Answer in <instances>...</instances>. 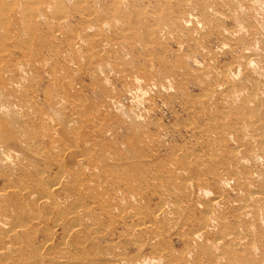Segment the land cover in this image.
Returning a JSON list of instances; mask_svg holds the SVG:
<instances>
[{"label":"rangeland","instance_id":"rangeland-1","mask_svg":"<svg viewBox=\"0 0 264 264\" xmlns=\"http://www.w3.org/2000/svg\"><path fill=\"white\" fill-rule=\"evenodd\" d=\"M49 1L0 0V76L7 78L0 79V192L6 185L17 192H34L30 200L8 201L10 208L16 207L11 217L2 216L9 206L0 194V216L6 219L5 227L0 226V263L218 264L219 251L210 248L215 236L232 246L230 254L224 253L229 260L233 256L230 264L260 261L264 202L257 203L254 195L264 190V147H260L264 145V114L250 97L257 90L264 92V0ZM125 4L129 5L126 9ZM76 36L84 37L86 44L77 46ZM247 58L254 62L249 69L243 65ZM16 153L23 158H16ZM70 158H83L88 172L79 170ZM15 172L18 179L13 177ZM61 176L67 178V185L59 196L44 183ZM104 182L110 183L108 187ZM67 189H71L69 195ZM213 200L218 201L211 212L216 228L211 225L204 231L202 217ZM10 223L22 224L18 231L27 247L16 236L10 237ZM201 229L204 241L197 242L192 236ZM63 231L67 244L61 242ZM240 237L246 244L239 249L235 243ZM13 241H19L14 245L28 255L23 250L5 251Z\"/></svg>","mask_w":264,"mask_h":264},{"label":"bare ground","instance_id":"bare-ground-1","mask_svg":"<svg viewBox=\"0 0 264 264\" xmlns=\"http://www.w3.org/2000/svg\"><path fill=\"white\" fill-rule=\"evenodd\" d=\"M1 1H2V0H1ZM48 1H49V0H48ZM62 1H63V0H62ZM66 1H67V0H66ZM100 1H101V0H100ZM138 1H139V0H138ZM143 1H146V0H143ZM254 1H255V0H254ZM49 2H50V1H49ZM51 2H52V1H51ZM94 2H95V0H94ZM96 2H97V0H96ZM98 2H99V1H98ZM130 2H131V1H130ZM256 2H257V1H256ZM20 3H21V1H20ZM24 3H25V2H24ZM24 3H23V4H24ZM37 3H38V2H37ZM37 3H36V5H37ZM46 3H47V2H46ZM99 3H100V2H99ZM102 3H103V2H102ZM125 3H126V1H125ZM127 3H128V2H127ZM199 3H200V2H199ZM249 3H250V2H249ZM17 4H18V3H17ZM27 4H28V3H27ZM39 4H40V3H39ZM62 4H63V2H62ZM108 4H109V3H108ZM197 4H198V3L196 2L195 5H197ZM246 4H247V3H246ZM246 4H245V5H246ZM13 5H14V3H13ZM24 5H25V4H24ZM28 5H29V4H28ZM104 5H105V4H104ZM127 5H128V4H125V7H124V6H123V7L126 9ZM192 5H193V4H192ZM201 5H202V3H201ZM240 5H241V4H240ZM21 6L23 7V5H21ZM21 6H20V7H21ZM40 6H41V5H40ZM43 6H44V5H43ZM77 6H78V5H77ZM128 6H129V5H128ZM197 6H198V5H197ZM202 6H203V5H202ZM202 6H199V7H202ZM255 6H256V5H255ZM16 7H17V5H16ZM20 7H19V8H20ZM38 7H39V6H38ZM83 7H84V6H83ZM209 7H210V6H209ZM239 7H241V6H239ZM13 8H14V7H13ZM19 8H17V9H19ZM29 8H30V6H29ZM84 8H85V7H84ZM124 8H123V9H124ZM247 8L249 9V7H247ZM64 9H65V8H64ZM64 9H63V10H64ZM125 9H124V11H125ZM201 9H202V8H201ZM208 9H209V8H208ZM250 9H251V8H250ZM253 9H254V8H253ZM260 9H261V8H260ZM35 10H37V7H36ZM40 10H42V9L40 8ZM40 10H39V12H40ZM211 10H212V9H211ZM239 10H240V9H239ZM12 11H13V10H12ZM14 11H15V10H14ZM42 11H43V10H42ZM47 11H48V10H47ZM95 11H96V10H95ZM105 11H106V10H105ZM126 11H127V10H126ZM20 12H21V11H20ZM62 12H63V11H62ZM64 12H65V11H64ZM114 12H116V11H114ZM131 12H132V11H131ZM198 12H199V11H198ZM241 12H242V11H241ZM247 12H248V11H247ZM12 13H13V12H12ZM116 13H117V12H116ZM127 13H128V12H127ZM212 13H213V12H212ZM212 13H211V14H212ZM9 14H10V13H9ZM37 14H38V13H37ZM121 14H122V13H121ZM234 14H235V13H234ZM248 14H249V13H248ZM256 14H257V12H256ZM122 15H123V14H122ZM246 15H247V13H246ZM249 15H250V14H249ZM251 15H252V14H251ZM251 15H250V16H251ZM124 16H125V15H124ZM190 16H191V15H189V18H190ZM250 16H249V17H250ZM36 17H37V16H36ZM38 17H39V16H38ZM128 17H130V16H128ZM133 17H135V16H133ZM133 17H132V18H133ZM252 17H253V15H252ZM62 18H63V17H62ZM89 18H90V17H89ZM191 18H192V16H191ZM193 18H194V17H193ZM243 18H244V17H243ZM34 19H35V18H34ZM38 19H39V18H37V20H38ZM185 19H186V18H185ZM187 19H188V17H187ZM187 19H186V21L188 22ZM247 19L250 20V18H247ZM247 19H246V20H247ZM255 19H256V18H255ZM62 20H63V19H62ZM132 20H133V19H132ZM135 20H136V19H135ZM35 21H36V20H35ZM251 21H252V20H251ZM29 22H30V21H29ZM33 22H34V20H33ZM36 22H37V21H36ZM61 22H62V21H61ZM123 22H124V21H123ZM174 22H175V21H174ZM176 22H177V21H176ZM181 22H182V21H181ZM187 22H186V23H187ZM242 22H243V21H242ZM244 22H245V21H244ZM30 23L33 25L32 22H30ZM177 23H178V22H177ZM184 23H185V21H184ZM38 24H39V22H38ZM38 24H37V25H38ZM61 24H62V23H61ZM91 24H92V23H91ZM108 24H109V23H108ZM113 24H114V26H115L116 23H113ZM178 24H179V23H178ZM189 24H190V23H189ZM34 25H35V28H36L37 25H36L35 23H34ZM116 25H117V24H116ZM186 25H187V24H186ZM186 25H185V26H186ZM30 26H31V25H30ZM61 26H62V25H61ZM118 26H119V25H118ZM263 26H264V25H263ZM110 27H111V26H110ZM116 27H117V26H116ZM187 27H188V26H187ZM2 28H3V27H2ZM3 29H4V28H3ZM91 29H92V28H91ZM165 29H166V28H165ZM99 30H100V29H99ZM158 30H160V29H158ZM162 30H163V29H161L160 32H161ZM243 30H244V29H243ZM109 31H110V30H109ZM234 31H235V30H234ZM238 31L240 32L239 29H238ZM245 31H246V30H245ZM110 32H111V31H110ZM156 32H158V31H156ZM235 32L237 33V31H235ZM128 33H129V32H128ZM128 33H127V34H128ZM158 33H159V32H158ZM233 33H234V32H233ZM54 34H55V33H54ZM156 34H157V33H156ZM161 34H162V33H161ZM230 35H231V34H230ZM238 35H239V34H238ZM246 35H247V34H246ZM246 35H245V36H246ZM59 36H60V35H59ZM121 36H122V35H121ZM231 36H232V35H231ZM55 37H56V36H55ZM76 37H77V36H76ZM112 37H113V36H112ZM232 37H233V36H232ZM77 38H78V37H77ZM101 38H102V37H101ZM244 38H245V37H244ZM244 38H243V39H244ZM247 38H248V37H246V39H247ZM103 39H105V38H103ZM103 39H102V40H103ZM249 39H250V38H249ZM76 40H78L77 42H75V43H77V46H78V45H82L83 42L85 41L84 37H83V38H78V39H76ZM100 40H101V39H100ZM105 40H106V39H105ZM247 40H248V39H247ZM100 42H101V41H100ZM245 42H246V41H245ZM247 42H248V41H247ZM98 43H99V42H98ZM85 44H86V41H85ZM106 44H107V43H106ZM95 45H96V44H95ZM95 45H94V46H95ZM97 45H98V44H97ZM257 45H258V44H257ZM31 50H32V49H31ZM248 51H249V50H248ZM245 52H246V51H245ZM263 53H264V52H263ZM68 54H69V53H68ZM253 56H255V55H253ZM253 56H252V57H253ZM257 56H258V54H257ZM257 56H256V57H257ZM259 56H260V55H259ZM82 57H83V55H82ZM250 57H251V56H250ZM256 57H255V58H256ZM256 59H257V58H256ZM49 60H50V59H49ZM258 60L260 61V59H258ZM237 61H238V60H237ZM256 61H257V60H256ZM256 61H255V62H256ZM257 62H258V61H257ZM261 62H262V61H261ZM252 63H254V62H253V59H252V58H247V59L244 61L243 65H244V67H245L246 69H249V68L253 65ZM255 64H257V63H255ZM258 64H259V63H258ZM30 65H31V64H30ZM30 65H29V66H30ZM200 65H201V64H200ZM236 65H237V64H236ZM238 65H239V64H238ZM260 65H261V64H260ZM263 65H264V64H263ZM263 65H262V67H263ZM204 66H205V65H204ZM3 67H4V66H3ZM238 67H241V66L239 65ZM238 67H236V70H237ZM252 67H253V66H252ZM19 68H20V70L22 71L23 66H22V69H21V67H19ZM232 68H233V67H231L230 69H232ZM6 69H7V68H6ZM6 69H5V70H6ZM28 69H29V67L27 68V70H28ZM227 69H228V68H227ZM233 69H234V68H233ZM238 69H240V68H238ZM251 69H252V68H251ZM256 69H257V68H256ZM256 69H255V70H256ZM18 70H19V69H18ZM23 70H24V69H23ZM234 70H235V69H234ZM240 70L244 71L245 69H244V70H243V69H240ZM240 70H238V71H240ZM3 71H4V70H3ZM28 71H29V70H28ZM208 71H209V70H208ZM229 71H231L230 73L233 74L232 70H229ZM246 71H247V70H246ZM257 71H258V70H257ZM23 72H24V71H23ZM213 72H214V71H213ZM236 72H237V71H236ZM259 72H260V71H259ZM5 73H6V71H5ZM11 73H12V72H11ZM226 73H227V71H226ZM253 73H254V72H253ZM2 74H3V73H2ZM24 74H25V73H24ZM81 74H82V73H81ZM220 74H221V72H220ZM220 74H219V76H220ZM228 74H229V73H228ZM232 74L229 75V76H232ZM241 74H242V73H241ZM7 75H8V74H7ZM234 75H236V74H234ZM237 75H240V74H237ZM244 75H245V74H244ZM255 75H256V74H255ZM11 76H12V75H11ZM26 76H27V75H26ZM213 76H214V75H213ZM219 76H218V77H219ZM229 76H228V77H229ZM245 76H246V75H245ZM6 77H8V76H6ZM205 77H206V76H205ZM233 77H234V76H233ZM4 78H5V77H4ZM4 78H3L2 76H0V79H4ZM220 78H221V76L219 77V79H220ZM223 78H224V77H223ZM234 78H236V77H234ZM239 78H240V77H239ZM239 78H238V80H239ZM246 78H247V77H246ZM5 79H7V78H5ZM5 79H4V80H5ZM10 79H11V78H10ZM225 79H226V78H225ZM230 79H231V77H230ZM230 79H229V80H230ZM232 79H233V78H232ZM247 79H249V78H247ZM4 80H3V81H4ZM137 80H138V78H137ZM12 81H13V80H12ZM9 82H10V81H9ZM27 82H28V81H27ZM65 82H66V81H65ZM136 82H137V81H136ZM234 82H235V81H234ZM258 82H259V81H258ZM258 82H257V83H258ZM19 83H20V82H19ZM66 83H67V82H66ZM259 83H260V82H259ZM261 83H262V82H261ZM10 84H11V83H10ZM15 84H16V83H15ZM13 85H14V84H11L10 86H13ZM66 85H67V84H66ZM257 85H259V84H257ZM17 87H19V85H17ZM235 87H236V86H235ZM237 87H238V86H237ZM258 87H259V86H258ZM258 87H257V88H258ZM11 88H12V87H11ZM72 88H73V87H72ZM224 88H225V87H224ZM262 88H263V87H262ZM70 89H71V88H70ZM73 89H74V88H73ZM222 89H223V88H222ZM243 89H244V88H243ZM166 91H167V90H166ZM235 91L237 92L236 89H235ZM235 91H233L232 93H234ZM67 92H68V91H67ZM236 92H235V93H236ZM238 92H239V91H238ZM244 92H245V91H244ZM63 93H64V92H63ZM229 93H230V91H229ZM240 93H241V90H240ZM246 93H247V92H246ZM246 93H245V94H246ZM64 94H67V93H64ZM245 94H244V95H245ZM70 95H71V94H70ZM70 95H69V96H70ZM72 95H73V94H72ZM147 95H148V94H147ZM233 95H235V94H233ZM212 96H213V95H212ZM228 96H229V95H228ZM231 96H232V95H231ZM206 98H208V97H206ZM212 98H213V97H212ZM212 98H211V99H212ZM232 98H233V97H232ZM250 98H251L252 101L255 100V101L258 102V108H259V110H262L261 113L263 112L262 114H264V92H262V91H260V90H257V91H255L253 94H251V97H250ZM74 99H76V98H74ZM230 99H231V98H230ZM77 100H79V99H77ZM203 100L206 101V100H208V99H205V98H204ZM209 100H210V98H209ZM249 100H250V99H249ZM79 101H80V100H79ZM79 101H77V102L79 103ZM205 101H204V102H205ZM210 101H211V100H210ZM226 101H227V100H226ZM231 101H232V100H230V102H231ZM252 101H251V102H252ZM197 102H198V101H197ZM206 102H207V101H206ZM206 102H205V103H206ZM65 103H66V102H65ZM209 103H210V102L206 103V105L209 104ZM213 103H214V102H213ZM215 103H217V102H215ZM227 103H228V102H227ZM231 103H232V102H231ZM252 103H254V101H253ZM210 104H212V103H210ZM210 104H209V105H210ZM225 104H226V103H225ZM225 104H224V105H225ZM76 105H77V104H76ZM199 105H200V104H199ZM214 105H216V104H214ZM217 105H218V104H217ZM226 105H228V104H226ZM240 105H242V104H240ZM252 105H253V104H252ZM77 106H78V105H77ZM77 106H76V107H77ZM207 106H208V105H207ZM207 106H206V107H207ZM212 106H213V105H212ZM219 106H220V105H219ZM219 106H218V107H219ZM229 106H230V105H229ZM7 107H8V106H7ZM61 107H62V106H61ZM210 107H211V106H210ZM213 107H214V106H213ZM216 107H217V106H216ZM230 107H231V106H230ZM207 108H208V107H207ZM211 108H212V107H211ZM211 108H210V109H211ZM231 108H232V107H231ZM0 109H1V108H0ZM7 109H8V108H7ZM9 109H10V108H9ZM9 109H8V110H9ZM214 109H215V107H214ZM220 109H221V107H220ZM3 110H4V109H3ZM8 110H7V111H8ZM229 110H230V109H229ZM259 110H258L257 112H259ZM17 111H18V110H17ZM79 111H80V110H79ZM210 111H211V110H210ZM1 112H2V111H1ZM4 113H6V112H4ZM4 113L2 112V114H4ZM19 113H20V112H19ZM250 113H251V112H250ZM261 113H260V114H261ZM7 114H8V113H7ZM15 114H16V113H15ZM72 114H73V113H72ZM251 114H252V113H251ZM34 115H35V114H34ZM34 115H33V116H34ZM37 115H38V114H37ZM74 115H75V114H74ZM74 115H73V117H74ZM28 116H29V115H28ZM16 117H17V116H16ZM18 117H19V116H18ZM29 117H30V116H29ZM29 117H28V118H29ZM70 117H71V116H70ZM23 118H24V117H23ZM58 118H59V117H58ZM60 118H61V117H60ZM76 118H77V116H76ZM132 118H133V117H132ZM16 119H17V118H16ZM18 119H19V118H18ZM25 119H27V118H25ZM67 119H68V118H67ZM70 120H71V118H70ZM22 121H23V120H22ZM38 121H39V120H38ZM44 121H45V120H44ZM44 121H43V122H44ZM58 121H59V120H58ZM45 122H46V121H45ZM65 122H66V120H65ZM65 122H64V123H65ZM72 122H74V120H72ZM246 122H247V121H246ZM25 123H26V122H25ZM29 123H30V122H29ZM62 123H63V122H62ZM62 123H61V124H62ZM64 123H63V124H64ZM220 123H221V122H220ZM257 123H258V122H256L255 125H258ZM41 124H42V123H41ZM45 124H46V123H45ZM63 124H62V125H63ZM66 124H67V123H66ZM33 125H34V124H33ZM56 125L58 126L59 124H56ZM62 125H61V126H62ZM64 125H65V124H64ZM255 125H254V126H255ZM61 126H60V127H61ZM228 126H229V125H228ZM262 126L264 127V123L261 124V127H262ZM64 127H65V126H64ZM58 128H59V127H58ZM65 128H66V127H65ZM241 128H242V127H241ZM244 128H245V127H244ZM62 129H63V128H62ZM226 129H227V128H226ZM247 129H248V127L246 126V130H247ZM253 129H254V128H253ZM255 129H256V128H255ZM263 129H264V128H263ZM213 130H214V129H213ZM220 130H222V129H220ZM224 130H225V129H224ZM246 130H245V132H246ZM256 130H257V129H256ZM256 130H255V132H258V131H256ZM61 131H62V130H61ZM63 132H64V131H63ZM63 132H62V133H63ZM225 132H226V131H225ZM259 132H260V131H259ZM263 132H264V131H263ZM136 133H137V132H136ZM52 134H53V133H52ZM260 134H261V133H260ZM225 135H226V134H225ZM251 135H252V134H251ZM258 135H259V134H258ZM263 135H264V134H263ZM226 137H227V136H226ZM230 137H231V136H230ZM256 137L258 138V136H256ZM259 137H260V136H259ZM71 139H73V140L75 141V138L72 137ZM71 139H70V140H71ZM146 139H147V138H146ZM248 139H249V136H248ZM78 142H79V141H78ZM246 142H247V141H246ZM254 142H255V141H254ZM74 143H75V142H74ZM248 143H249V142H248ZM253 144H254V143H253ZM255 144H256V143H255ZM259 144H260V143H259ZM73 145H74V144H73ZM73 145H72V146H73ZM79 145H80V144H79ZM82 146H84V144H82L81 147H82ZM29 147H30V144H29ZM84 147H86V146H84ZM241 147H242V146H241ZM260 147H261V148L264 147L263 143H262V145H260ZM25 148L27 149L28 146H27V147L25 146ZM25 148H24V149H25ZM30 148H31V147H30ZM54 148H55V147H54ZM243 148H244V147H243ZM26 149H25V150H26ZM56 149H57V148H55V150H56ZM64 149H65V148H64ZM74 149H75V147H74ZM78 149H79V148H78ZM81 149H82V148H81ZM85 149H86V148H85ZM85 149H84V150H85ZM234 149H235V147H234ZM28 150H29V148H28ZM72 150H73V149H72ZM82 150H83V149H82ZM238 150H239V149H238ZM238 150H237V151H238ZM259 150H260V149H259ZM259 150H258V148H257V151H259ZM26 151H27V150H26ZM80 151H81V150H80ZM244 151H245V150H244ZM257 151H256V152H257ZM261 151L264 152V150H261ZM30 152H31V151H30ZM84 152H85V151H84ZM239 152H240V151H239ZM239 152H238V153H239ZM16 154H17V155H16V158H17L19 155H18V153H16ZM30 154H31V153H30ZM33 154H35V153H33ZM36 154H37V153H36ZM70 154L72 155V151H71ZM70 154L68 153V155H70ZM74 154H75V152L73 153V156L75 157ZM77 154H79V152H78ZM77 154H76V155H77ZM80 154H81V153H80ZM99 154H100V153H99ZM224 154H225V153H224ZM255 154H256V153H255ZM4 155H5V154H4ZM6 155H8V156L10 157V155H9L8 153H7ZM43 155H44V154H42V156H43ZM227 155H229V154H227ZM240 155H241V156L243 155L242 152H241ZM246 155H247V154H246ZM246 155H245V156H246ZM249 155H250V154H249ZM249 155H247V156H249ZM251 155H253V154H251ZM257 155H258V154H257ZM257 155H256V156H257ZM20 156H21V155H20ZM20 156H19V157H20ZM31 156L33 157V155H31ZM38 156H39V155H38ZM233 156H234V155H233ZM245 156H243L244 159L246 158ZM2 157H3V156H2ZM5 157H6V156H4L3 159H5ZM12 157H13V156H12ZM12 157H11V160H12ZM70 157H71V156H70ZM74 157H73V158H74ZM107 157H108V156H107ZM22 158H23V157L21 156V159H22ZM93 158H94V157H93ZM219 158H220V157H219ZM240 158H242V157H240ZM247 158L249 159L250 157H247ZM247 158H246V159H247ZM259 158H260V157H259ZM3 159H2V161L4 162ZM8 159H9V158H8ZM13 159H14V158H13ZM18 159H19V158H18ZM33 159L35 160L36 157H35V158L33 157ZM70 159H71V158H70ZM235 159H238V158H235ZM260 159H261V158H260ZM36 160H37V159H36ZM39 160H40V159H39ZM71 160H72V159H71ZM107 160H108V159H107ZM107 160H106V164H107ZM109 160H110V159H109ZM212 160H213V159H212ZM226 160H227V159H226ZM226 160H225V161H226ZM233 160H234V159H233ZM240 160H241V159H240ZM258 160H259V159H258ZM261 160H262V159H261ZM6 161H7V158H6ZM6 161H5V162H6ZM8 161H10V160H8ZM12 161H13V160H12ZM15 161H16V160H15ZM15 161H13V163H14ZM18 161H19V160H18ZM40 161H41V160H40ZM42 161H43V160H42ZM61 161L63 162V159H62ZM69 161H70V160H69ZM242 161H243V160H242ZM242 161H241V162H242ZM247 161H249V160H247ZM262 161H264V160H262ZM0 162H1V159H0ZM45 162L48 163V161H45ZM45 162H44V163H45ZM54 162H55V161H54ZM62 162H61V163H62ZM70 162H71V161H70ZM102 162H103V161H102ZM231 162H232V161H231ZM243 162H245V161H243ZM243 162H242V164H243ZM250 162H251V160H250ZM254 162H256V160H254ZM9 163H12V162H9ZM16 163H19V162L16 161ZM16 163H15V165L17 166ZM20 163H21V162H20ZM25 163H26V162H25ZM37 163H38V162H37ZM84 163H85V162H84V159H83V158H81V159H80V158H75V159L72 160V164H73L74 166H78V169L81 170V171H82V168H85V164H84ZM108 163H109V162H108ZM112 163H113V162H110V164H112ZM115 163H116V162H115ZM247 163H248V162H247ZM252 163H253V162H252ZM257 163H259V162H256V164H257ZM1 164H2V163H1ZM7 164H8V163H7ZM21 164H22V163H21ZM50 164H51V163H50ZM63 164H65V163H63ZM86 164H87V163H86ZM104 164H105V163H104ZM119 164H120V163H119ZM245 164H246V163H244V165H245ZM248 164H249V163H248ZM254 164H255V163H254ZM262 164H263V163H262ZM3 165L5 166V164H3ZM8 165H10V164H8ZM24 165H25V164H24ZM26 165H27V164H26ZM55 165L57 166V164H55ZM58 165H59V163H58ZM115 165H117V164H115ZM239 165H240V164H239ZM239 165H238V166H239ZM71 166H72V165H71ZM117 166H118V165H117ZM187 166H188V165H187ZM229 166H230V165H229ZM242 166H243V165H242ZM242 166H241V167H242ZM247 166L249 167V166H251V165H247ZM258 166H260V165H258ZM8 167H9V166H8ZM10 167H13V168H14V165H13V166H10ZM21 167H22V165H21ZM24 167H26V166H24ZM62 167H63V166H62ZM72 167H73V166H72ZM72 167H71V168H72ZM231 167H232V166H231ZM243 167H244V166H243ZM243 167H242V168H243ZM251 167H252V166H251ZM251 167H250V168H251ZM253 167H254V166H253ZM1 168H2V167H1ZM6 168H7V167H6ZM15 168H17V167H15ZM15 168H14V170H15ZM63 168H65V167H63ZM69 168H70V165H69ZM89 168H90V167H89ZM93 168H94V166H93ZM97 168H98V167H97ZM173 168H174V167H173ZM179 168H180V167H179ZM183 168H184V167H183ZM238 168H239V167H238ZM261 168H262V167H261ZM261 168H260V169H261ZM2 169H4V168H2ZM2 169H1V170H2ZM23 169H24V168H23ZM27 169H28V168H27ZM29 169H30V168H29ZM29 169H28V170H29ZM90 169H92V168H90ZM95 169H96V168H95ZM175 169H178V168H175ZM195 169H196V168H195ZM263 169H264V167H263ZM4 170H5V169H4ZM6 170H7V169H6ZM9 170H11V168H9ZM24 170H25V169H24ZM32 170H33V169H32ZM85 170H87V169L85 168ZM99 170H100V169H99ZM101 170H102V169H101ZM173 170H174V169H173ZM191 170H193V169H190V171H191ZM217 170H218V169H217ZM221 170H222V169H221ZM231 170H232V169H231ZM252 170H253V169H252ZM254 170H255V168H254ZM58 171H59V169H58ZM60 171H61V170H60ZM95 171H96V170H95ZM175 171H176V170H175ZM198 171H200V170H198ZM219 171H220V170H219ZM238 171H239V170H238ZM241 171H242V170H241ZM243 171H244V170H243ZM16 172H17V171H16ZM16 172L14 173L15 176H13V177H15V178H17V177H16ZM74 172H75V171H74ZM87 172H88V170H87ZM89 172H90V171H89ZM181 172H183V171H181ZM196 172H197V171H193V173H196ZM239 172H240V171H239ZM255 172H256V171H255ZM23 173H24V172H23ZM66 173H67V172H66ZM96 173H97V171H96ZM179 173H180V172H179ZM231 173H232V172H231ZM257 173H258V172H257ZM12 174H13V173H12ZM17 174H18V173H17ZM20 174H21V173H20ZM28 174H29V172H28ZM36 174H37V173H36ZM94 174H95V173H94ZM104 174H105V173H104ZM104 174H103V175H104ZM238 174H239V173H238ZM261 174H262V173H261ZM8 175L10 176V173H9ZM58 175H60V174H58ZM96 175H97V174H96ZM193 175H194V174H193ZM227 175H228V174H227ZM241 175H242V174H241V172H240V176H241ZM251 175H252V173H251ZM9 176H8V177H9ZM17 176H18V175H17ZM24 176H25V175H24ZM24 176H23V177H24ZM97 176L99 177V176H100V173H99ZM97 176H96L95 178H97ZM240 176H238V177H240ZM262 176H263V175H262ZM40 177H41V175H40ZM69 177H70V179H71L72 176H69ZM225 177H226V176H225ZM44 178H45V177H44ZM99 178H100V177H99ZM109 178H110V177H109ZM204 178H205V177H204ZM235 178H236V177H235ZM250 178H251V177H250ZM255 178H256V177H254V179H255ZM261 178H262V177H261ZM261 178H260V179H261ZM11 179H12V178H11ZM17 179H18V178H17ZM19 179H20V178H19ZM21 179H22V178H21ZM24 179H25V178H24ZM37 179H38V178H37ZM90 179H91V178H90ZM92 179H93V177H92ZM102 179H103V178H102ZM212 179H213V178H212ZM222 179H224V178H222ZM229 179H230V178H229ZM240 179H241V178H240ZM247 179H248V178H247ZM251 179H253V178H251ZM254 179H253V180H254ZM186 180H187V179H186ZM203 180H204V179H203ZM248 180H249V179H248ZM261 180H262V179H261ZM9 181H10V180H9ZM21 181H22V180H21ZM48 181H50V179H49ZM48 181L44 183V186H45V187H48V188H51V192H52V193H54V192H55V193H59V196H60V194L63 193V192L66 190L67 178H66L65 176H61L60 179H59V177H58L53 183H51V181H50V182H48ZM88 181H89V180H88ZM108 181H109V180H108ZM221 181H222V180H221ZM226 181H227V180H226ZM10 182H11V181H10ZM69 182H70V181H69ZM69 182H68V183H69ZM85 182H86V181H85ZM222 182H224V181H222ZM247 182H249V181H247ZM251 182H252V181H251ZM104 183H105V184H104L103 186L108 187V186H107V183H109V182H104ZM112 183H113V181L111 182V184H110V183H109V184L112 185ZM155 183H156V182H155ZM237 183H238V182H237ZM252 183H253V182H252ZM30 184H31V183H30ZM34 184H35V183H34ZM88 184H89V183H88ZM91 184H92V183H91ZM91 184H89V186H90ZM94 184H95V182H94ZM113 184H114V183H113ZM193 184H194V183H193ZM243 184H244V183H243ZM257 184H258V183H257ZM84 185H85V184H84ZM96 185H97V184H96ZM110 185H109V186H110ZM190 185H192V184H190ZM190 185H189V186H190ZM218 185H219V184H218ZM221 185H223V184H221ZM258 185H259V184H258ZM68 186H69V185H68ZM99 186H101V185H99ZM99 186H98V187H99ZM185 186H186V184H185ZM189 186H188V187H189ZM192 186H193V185H192ZM249 186H250V185H249ZM34 187H35V186H34ZM91 187H93V186H91ZM110 187H111V186H110ZM193 187H194V186H193ZM223 187H224V186H223ZM245 187H247V186H245ZM245 187H244V189H245ZM36 188H37V187H36ZM67 188H68V187H67ZM71 188H73V187H71ZM81 188H82V187H81ZM94 188H95V187H94ZM111 188H112V187H111ZM239 188H240V187H239ZM258 188H259V187H258ZM16 189H17V188H16ZM39 189H40V188H39ZM73 189H76V188H73ZM92 189H93V188H92ZM104 189H105V188H104ZM186 189H187V188H186ZM195 189H196V188H195ZM256 189H257V188H256ZM4 190H5V191L0 192V194H1V196H2L1 199L3 198L4 202L6 201L5 205L8 203V201H9L11 198H12V200H13V198H15V199H17L18 201H19V200L21 201V199H26V200L29 199V200H30V198L34 196V192H32V191H30V190H28V189H26V190H24V189H23V190H19V192H17V190L15 191V190H10V189H8V185H6V188H5ZM37 190H38V189H37ZM37 190H36V191H37ZM67 190H68V189H67ZM78 190H79V189H78ZM80 190H81V189H80ZM100 190H102V189H100ZM188 190H189V188H188ZM188 190H187V193H188ZM191 190H192V189H191ZM191 190H190V191H191ZM199 190H200V189H199ZM69 191H71V189H69V190L67 191V193H68ZM251 191H254V190L251 189ZM256 191H257V190H256ZM37 192H38V191H37ZM37 192H35V193H37ZM42 192H43V190H42ZM42 192L39 191L40 194H41ZM45 192H46V190H45ZM75 192H76V190H75ZM193 192H194V191L192 190V193H193ZM195 192H196V190H195ZM219 192H220V191H219ZM39 193H37V194L40 195ZM43 193H44V192H43ZM47 193H48V192H47ZM67 193H66L65 195H67ZM73 193H74V192H73ZM73 193L70 192V194H73ZM77 193H78V192H77ZM192 193H191V194H192ZM49 194H50V193H49ZM74 194H75V193H74ZM84 194H85V192H84ZM84 194L82 193V195H84ZM119 194H121V193H119ZM119 194H118V195H119ZM188 194H189V193H188ZM191 194H190V195H191ZM220 194H221V193H220ZM248 194H249V193H248ZM32 195H33V196H32ZM68 195H69V193H68ZM118 195H117V196H118ZM253 195H254V194H253ZM41 196H42V195H41ZM49 196H50V195H49ZM49 196H48V197H49ZM55 196H56V195H55ZM250 196H251V195H250ZM250 196L248 195V197H250ZM44 197H45V196H44ZM48 197H47V200L50 199V198L48 199ZM86 197H87V196H86ZM120 197H121V196H120ZM190 197H191V196H190ZM193 197H194V196H193ZM251 197H253V196H251ZM64 198H65V197H64ZM70 198H71V197H70ZM81 198H82V197H81ZM194 198H195V197H194ZM214 198H216V197H214ZM214 198H213V199H214ZM254 198H255V201H256L257 203H259V202H260V203L264 202V190H263V192H261V193L255 194V195H254ZM254 198H253V199H254ZM45 199H46V198H45ZM68 199H69V198H68ZM115 199H117V198H115ZM119 199H120V198H119ZM12 200H11V201H12ZM47 200H45V201H47ZM193 200H194V199H193ZM217 200H218V199H217ZM223 200H224V199H223ZM248 200H249V199H248ZM11 201H10V202H11ZM15 201H16V200H15ZM15 201L13 200L12 203L15 202ZM18 201H16V202H18ZM70 201H71V200H70ZM118 201H119V200H118ZM121 201H122V200H121ZM208 201H209V200H208ZM219 201H220V199H219ZM227 201H228V200H227ZM39 202H40V201H39ZM48 202H49V201H48ZM57 202H58V201H57ZM59 202H60V200H59ZM225 202H226V199H225ZM248 202H249V201H248ZM248 202H247V203H248ZM250 202L252 203V199H251ZM250 202H249V203H250ZM77 203H78V202H77ZM158 203H159V202H158ZM219 203H220V202H219ZM222 203H223V202H222ZM9 204H10V203H9ZM9 204H7V206H9ZM20 204H21V203H20ZM22 204H24V203H22ZM42 204H43V203H42ZM105 204H106V203H105ZM223 204H224V203H223ZM226 204L229 205L230 202H229V204H228V203H226ZM245 204H246V203H245ZM47 205H48V204H47ZM58 205H60V204H58ZM166 205H167V204H166ZM217 205H218V201H216V200L210 201V203H208V205H207V208H208V209H207V212H206V213L204 214V216L202 217V221H203V225H204V226L202 225V229L204 228V229H205L204 231L208 230V228H209L211 225H213V223H214V222H213V217H214V216L211 217V216H212V215H211V212L214 210V208L216 209ZM1 206L4 207V205H1ZM19 206H20V205H19ZM25 206H26V205H25ZM25 206H24V208H25ZM53 206H55V205H53ZM99 206H100V205H99ZM180 206H181V205H180ZM200 206H201V205H200ZM251 206H252V205H251ZM12 207H13V205L11 206V208H10V206H9V207H4V209H3L4 211L1 210V212L3 211L2 216H10V215L13 213V211H14V210H12V209L16 208V207H14V208H12ZM167 207H168V206H167ZM181 207H182V206H181ZM220 207H221V206H219V208H220ZM227 207H228V206H227ZM231 207H232V205H231ZM1 208H2V207H1ZM20 208H21V207H20ZM20 208H18V209H20ZM24 208H23V210H24ZM165 208H166V207H165ZM184 208H185V206H184ZM186 208H187V206H186ZM223 208L225 209V207H223ZM240 208H241V207H240ZM245 208H246V207H245ZM257 208H258V206L256 207V210H257ZM170 209H171V208H170ZM175 209H176V207H175ZM246 209H247V208H246ZM246 209H245V210H246ZM252 209H254V208H252ZM79 210H80V209H79ZM183 210H185V209H183ZM221 210H222V209H221ZM221 210H220V211H221ZM237 210H238V209H237ZM237 210H236V211H237ZM19 211H20V210H18V212H19ZM25 211H26V210H25ZM25 211H24V212H25ZM29 211H30V209H29ZM220 211H219V212H220ZM238 211H239V210H238ZM248 211H249V209H248ZM248 211H246V212H248ZM257 211H259V210H257ZM260 211H261V207H260ZM260 211H259V212H260ZM15 212H16V210H15ZM81 212H82V211H81ZM168 212H171V210L168 211ZM254 212H255V211H254ZM254 212L252 211V213H254ZM85 213L88 214V212H85ZM114 213H115V212H114ZM165 213H167V212H165ZM224 213H225V211H224ZM224 213H222V214H224ZM250 213H251V212H250ZM256 213H257V212H256ZM24 214H25V213H24ZM76 214H77V213H76ZM133 214H134V213H133ZM184 214H186V213L184 212ZM242 214H243V213L241 212V215H242ZM254 214H255V213H254ZM254 214H253V215L250 214V216H251V215L254 216ZM17 215H18V214H17ZM162 215H164V214H162ZM162 215H159V217H163ZM165 215H166V214H165ZM246 215H248V214H246ZM12 216H13V214H12ZM25 216H26V215H25ZM27 216H28V214H27ZM34 216H35V215H34ZM78 216H80V214H78ZM84 216H85V215H84ZM167 216H168V215H167ZM171 216H173V214L170 215V217H171ZM250 216H248V217H250ZM10 217H11V216H10ZM10 217H7V218L10 219ZM17 217H18V216H17ZM17 217H16V215H15V219H17ZM39 217H40V216H39ZM149 217H150V215H149ZM215 217H216V216H215ZM220 217H221V216H220ZM241 217H242V216H241ZM243 217H244V216H243ZM243 217H242V218H243ZM248 217H247V218H248ZM24 218H25V217H24ZM32 218H33V217H32ZM81 218H82V217H81ZM163 218H167V217H163ZM163 218H162V219H163ZM172 218H173V217H172ZM200 218H201V217H200ZM217 218H218V217H217ZM251 218H252V217H251ZM251 218H250V220H251ZM254 218H255V217H254ZM13 219H14V217H13ZM78 219H80V218H78ZM162 219H161V220H162ZM175 219H176V218H175ZM220 219H221V218H220ZM252 219H253V218H252ZM4 220H6L5 217H4ZM4 220H3V219L1 218V216H0V226H4V227H5L6 222L4 223ZM7 220H8V219H7ZM215 220H216V219H215ZM253 220H254V219H253ZM258 220H259V219H258ZM9 221H10V220H9ZM14 221H15V220H14ZM18 221L21 222L20 219H19ZM61 221H62V220H61ZM156 221H158V220H156ZM162 221H163V220H162ZM165 221H166V220H165ZM167 221H168V220H167ZM174 221H175V220H173V223H174ZM176 221H177V220H176ZM218 221H219V220H218ZM223 221H224V220H223ZM237 221H238V220H237ZM242 221H243V220H242ZM251 221H252V220H251ZM15 222H16V221H15ZM72 222H73V221H72ZM143 222H144V221H143ZM154 222H155V221H154ZM255 222H256V221H255ZM8 223H9V222H8ZM13 223H14V222H13ZM76 223H77V222H76ZM140 223H141V222H140ZM155 223H156V222H155ZM164 223H165V222H164ZM167 223H169V222H167ZM207 223H208V224H207ZM209 223H210V225H209ZM218 223H219V222H218ZM220 223H224V222H221V221H220ZM232 223H233V222H231V224H232ZM10 224H11V223H10ZM170 224H171V222H170ZM216 224H217V223H216ZM239 224H240V222H239ZM245 224H247V223H245ZM248 224H249V223H248ZM256 224H257V223H256ZM20 225H21V227H22V224H20ZM20 225L11 224V225H10V228L8 227V225H6V226L9 228V230H10L9 232H11V233H9V234H11L10 237H12V236H16V238L19 239L21 243H20L19 241H13L12 244L7 243L8 245H6V246L4 247L5 251H10V253H12L11 251H18V252H19V251H22V250L24 251V248L27 247V246H24V245L22 244V241L25 239V237L20 233L21 231H18L19 228H20ZM62 225H63V224H62ZM144 225H145V223H144ZM148 225H149V224H148ZM165 225H166V224H165ZM165 225H164V226H165ZM232 225H233V224H232ZM26 226H27V225H25V227H26ZM146 226H147V225H146ZM161 226H163V224H162ZM164 226H163V227H164ZM168 226H169V225H168ZM213 226H214V225H213ZM239 226H240V225H239ZM250 226H251V225H250ZM256 226H258V225H256ZM7 227H6V228H7ZM152 227H153V226H152ZM214 227L216 228V226H214ZM246 227H248V226H246ZM6 228H5V229H6ZM8 228H7V229H8ZM140 228H141V227H140ZM165 228H166V227H165ZM198 228H199V227H198ZM258 228H259V227H258ZM0 229H1V227H0ZM69 229H70V228H69ZM136 229H137V228H136ZM136 229H135V230H136ZM194 229H195V228H194ZM202 229H201L200 231H195V232L192 231V232H194V233H193V236H192V237H193V240H195V241H197V242H199V241L201 240V238L203 237V230H202ZM246 229H247V228H246ZM246 229H245V230H246ZM254 229H255V228H254ZM259 229H260V228H259ZM24 230H25V229H24ZM73 230H75V229H73ZM73 230L70 231V232H73ZM135 230H134V231H135ZM142 230H143V232H144L146 229H142ZM190 230H192V229H190ZM216 230H217V229H216ZM218 230H219V229H218ZM240 230H241V229H240ZM247 230H249V229H247ZM148 231H149V230H148ZM170 231H171V229H170ZM213 231H214V230H213ZM222 231H224V230H222ZM222 231L220 230V234L223 233ZM227 231H228V230H227ZM231 231H232V230H230L229 232H231ZM22 232H23V231H22ZM63 232H64V233H63V240H62L61 242H62V244H67V240H65V238H66L65 236H66L67 234H66L65 231H63ZM136 232L138 233L139 231H136ZM208 232H209V231H208ZM215 232H218V231H215ZM237 232H238V231H237ZM240 232H242V231H240ZM240 232H239V233H240ZM54 233H55V232H54ZM139 233H140V232H139ZM163 233H164V232H163ZM204 233H205V232H204ZM209 233H211V232H209ZM242 233L244 234V231H243ZM252 233H253V232H252ZM1 234H2V233H1V231H0V235H1ZM69 234H70V233H69ZM135 234H136V233H135ZM155 234H156V233H155ZM161 234H162V233H161ZM165 234H166V233H165ZM169 234H170V233H169ZM190 234H191V233H190ZM213 234H214V233H213ZM216 234H217V233H216ZM237 234H238V233H237ZM240 234H241V233H240ZM245 234H246V233H245ZM245 234H244V235H245ZM254 234H255V233H254ZM259 234H260V233H259ZM53 235H54V234H53ZM72 235H73V233H72ZM136 235H138V234H136ZM136 235H135V236H136ZM204 235H205V234H204ZM231 235H232V234H231ZM247 235H248V233H247ZM56 236H57V235H56ZM141 236H142V235H141ZM144 236H146V235H144ZM144 236H143V237H144ZM152 236H153V235H152ZM165 236H166V235H164V237H165ZM205 236H206V235H205ZM224 236H225V235H224ZM240 236H241V235H240ZM245 236H246V235H245ZM129 237H130V236H129ZM139 237H140V236H139ZM143 237H142V238H143ZM148 237H149V236H148ZM161 237H162V236H161ZM161 237H160V238H161ZM185 237H186V236H185ZM188 237H189V236H188ZM215 237H216V238H214V241L212 240V242L210 243L211 246H212V247H210V248H215L216 250L219 251V252L217 251V252H218V255L216 254V256H217L216 262L219 264V263H222L223 261H225L224 264H230V262H231L230 260H232V257H233V256H232V257L230 258V260H229V259L225 256L224 253H228V254H230V251H231L230 248H231L232 246H231L230 244H228L226 241H223V237H221V236H215ZM237 237H238V236H237ZM261 237H262V236H261ZM70 238H71V237H70ZM152 238H153V237H152ZM155 238H157V237H155ZM186 238H187V237H186ZM190 238H191V237H190ZM190 238H189V239H190ZM206 238H207V237H206ZM229 238H231V237H229ZM246 238H247V237H246ZM253 238H254V236H253ZM134 239H135V238H134ZM143 239H144V238H143ZM147 239H148V238H147ZM163 239L165 240V238H163ZM163 239H162V240H163ZM202 239H203V241H204V238H202ZM209 239H211V236H210ZM242 239H244V237H240V238H238V239L236 240V243H235V246H236L237 248L239 247V249H240L241 246H243L244 243H245V241H244V243L242 242V241H243ZM256 239H257V238H256ZM55 240H56V239H55ZM71 240H72V239H71ZM136 240H137V239H136ZM149 240H150V239H149ZM152 240L154 241V239H152ZM246 240H247V239H246ZM254 240H255V239H254ZM4 241H5V240H4ZM6 241H7V240H6ZM207 241H208V240H207ZM227 241H228V240H227ZM247 241H248V240H247ZM252 241H253V240H252ZM256 241H257V240H256ZM24 242H25V241H24ZM24 242H23V243H24ZM26 242H27V241H26ZM51 242H52V241H51ZM55 242H56V241H55ZM71 242H72V241H71ZM201 242H202V240H201ZM254 242H255V241H254ZM254 242H253V243H254ZM261 242H262V241H261ZM15 243H17V244L20 243V244L22 245V247L24 246V248L21 250L20 247H19L17 244H16L17 246L14 245ZM48 243H49V246H50V242H48ZM57 243H58V241H57ZM84 243H85V242H84ZM51 244H52V243H51ZM200 244H201V243H200ZM203 244H205V242H203ZM245 244H246V243H245ZM255 244H256V243H255ZM25 245H26V244H25ZM28 245H29V244H28ZM46 245H47V244H46ZM52 245H53V244H52ZM55 245H56V243H55ZM195 245H196V244H195ZM252 245H254V244H252ZM256 245H257V244H256ZM260 245H262V244H260ZM30 246L32 247V245H30ZM67 246H68V245H67ZM201 246H202V245H201ZM204 246H205V245H204ZM207 246H208V245H207ZM262 246H263V247H262ZM262 246H261V247H262L261 249H264V245H262ZM18 247H19V248H18ZM28 247H29V246H28ZM69 247H70V245H69ZM208 247H209V246H208ZM208 247H207V249H208ZM255 247H256V246H255ZM48 248L50 249V247H48ZM75 248H76V247H75ZM187 248H188V247H187ZM190 248H191V247H190ZM190 248H188V249H190ZM193 248H194V246H193ZM196 248H197V245H196ZM204 248H205V247H204ZM234 248H235V247H234ZM237 248H235V250H236ZM249 248H251V247H249ZM253 248H254V247H253ZM36 249H37V248H36ZM43 249H44V248H43ZM188 249H187V250H188ZM232 249H233V248H232ZM242 249H243V247H242ZM2 250H3V247H2ZM29 250H30V249H29ZM195 250H196V249H195ZM198 250L201 251V250L199 249V247H198ZM198 250H197V251H198ZM202 250H203V249H202ZM30 251H31V250H30ZM72 251H73V250H72ZM158 251H159V250H158ZM185 251H186V250H185ZM188 251H189V250H188ZM192 251H193V253H194V250H192ZM199 251H198V252H199ZM207 251H208V250H207ZM249 251H250V250H249ZM26 252H27V250H26ZM159 252H160V251H159ZM164 252H166V251H164ZM186 252H187V251H186ZM195 252H196V251H195ZM198 252H197V253H198ZM237 252H238V251H237ZM243 252H244V251H243ZM5 253H6V252H5ZM27 253H28V252H27ZM27 253H26V254H27ZM105 253H106V252H105ZM107 253H110V252H107ZM184 253H185V252H184ZM184 253H183V254H184ZM188 253H189V252H188ZM190 253H191V252H190ZM190 253H189V254H190ZM0 254H1V253H0ZM18 254H20V253H18ZM24 254H25V251H24ZM26 254H25V255H26ZM63 254H66V255H67V253H63ZM85 254H86V253H85ZM99 254H101V253H99ZM99 254H98V255H99ZM160 254H161V253H160ZM163 254H164V253H163ZM191 254H192V253H191ZM198 254H199V253H198ZM200 254H201V253H200ZM200 254H199V256L202 257ZM234 254H235V253H234ZM6 255H7V254H6ZM11 255H12V254H11ZM13 255H14V254H13ZM27 255H28V254H27ZM33 255H34V254H33ZM106 255H107V254H106ZM113 255H114V254H113ZM259 255H261V254H259ZM262 255H263V254H262ZM262 255H261V257H262ZM7 256H8V255H7ZM14 256H15V255H14ZM60 256H61V255H60ZM62 256H63V255H62ZM90 256H91V255H90ZM101 256H102V255H100L99 257H101ZM107 256H108V255H107ZM107 256H106V258H107ZM160 256H161V255H160ZM162 256H163V255H162ZM190 256H192V255H190ZM190 256H188V257H190ZM205 256H207V255H205ZM213 256H214V255H213ZM25 257H26V256H25ZM28 257H29V256H28ZM57 257H58V256H57ZM64 257H65V256H64ZM66 257H67V256H66ZM68 257H69V256H68ZM142 257H143V256H142ZM154 257H155V256H154ZM181 257H182V256H181ZM181 257H180V258H181ZM186 257H187V256H186ZM193 257H194V255H193ZM195 257H196V256H195ZM240 257H241V256H240ZM3 258L5 259V256H4ZM3 258H2V259H3ZM13 258H14V257H13ZM15 258H16V257H15ZM32 258H34V257L32 256ZM71 258H72V257H71ZM71 258H70V260H71ZM106 258H105V259H106ZM109 258L112 259V256H110ZM152 258H153V257H152ZM155 258H156V257H155ZM159 258H160V257H159ZM161 258H162V257H161ZM178 258H179V257H178ZM178 258H177V259H178ZM191 258H192V257H191ZM203 258H204V257H203ZM26 259H27V258H26ZM50 259H51V258H50ZM86 259H88V258L86 257ZM90 259H92V258H90ZM94 259H95V258H94ZM103 259H104V258H103ZM114 259H115V258H114ZM153 259H154V258H153ZM156 259H157V258H156ZM183 259H184V258H183ZM214 259H215V258H214ZM244 259H245V258H244ZM246 259H247V258H246ZM29 260H30V259H29ZM35 260H37L36 257H35ZM107 260H108V259H107ZM125 260H126V259H125ZM161 260H162V259H161ZM178 260H179V259H178ZM188 260H189V259H188ZM191 260H193V258H192ZM199 260H200V258H199ZM7 261H9V260H7ZM49 261H50V260H49ZM51 261H52V259H51ZM55 261H56V260H55ZM82 261H83V260H82ZM82 261H81V262H82ZM113 261H115V260H113ZM119 261H120V260H119ZM137 261H138V260H137ZM147 261H148V260H147ZM164 261H165V260L163 259V262H164ZM186 261H187V260H185V262H186ZM232 261H233V260H232ZM244 261H245V260H244ZM247 261H248V260H247ZM10 262H11V261H10ZM84 262H85V261H84ZM121 262H122V261H121ZM123 262H124V261H123ZM129 262H130V261H129ZM138 262H139V261H138ZM154 262H155V261H154ZM160 262H161V261H160ZM171 262H172V261H171ZM63 263H64V262H63ZM124 263H125V262H124ZM133 263H134V262H133ZM205 263L207 264V262H205ZM213 263H214V262H213ZM0 264H6V263H0ZM7 264H8V263H7ZM118 264H120V263H118ZM136 264H137V263H136ZM143 264H144V263H143ZM152 264H153V263H152ZM173 264H174V263H173ZM185 264H186V263H185ZM215 264H216V263H215ZM234 264H235V263H234ZM246 264H247V263H246ZM256 264H264V255H263L262 258H260V261H256Z\"/></svg>","mask_w":264,"mask_h":264}]
</instances>
